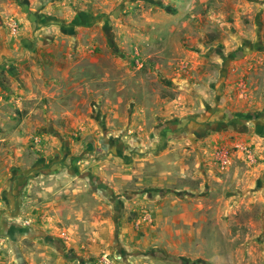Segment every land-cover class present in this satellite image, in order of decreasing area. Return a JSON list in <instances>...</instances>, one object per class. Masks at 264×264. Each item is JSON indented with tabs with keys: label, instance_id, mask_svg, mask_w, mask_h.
<instances>
[{
	"label": "rangeland",
	"instance_id": "1",
	"mask_svg": "<svg viewBox=\"0 0 264 264\" xmlns=\"http://www.w3.org/2000/svg\"><path fill=\"white\" fill-rule=\"evenodd\" d=\"M218 1H226V6H246L248 1L262 4L253 5L247 11L240 7L239 14L235 10L233 14L228 12L231 18L226 21L229 22L224 31L218 27L204 32L218 53L228 50L222 39L240 37L245 42L239 48L248 50L247 54L237 58L231 76L227 73L226 84L232 86L233 91L226 107L232 115H240L234 119L251 122L254 128V124L264 123V0H214L210 6ZM146 2L71 0L70 7L74 11L89 6L98 15L100 9L106 8L100 16L107 22L102 27L103 33L109 41L114 36L118 38L120 28L123 43L107 47L106 58L88 61L89 83L76 80L73 84H63L60 92L66 96L75 120L46 121L40 126L35 122L25 132L21 131L19 138L9 141L10 150L0 154V217H3L0 219V264H209L197 257L199 252H195L193 242L183 247L179 245L183 239L177 234L163 235L164 241L155 243L156 248L144 249L140 242L144 234L136 227L141 226L146 207L141 209L142 205L129 203L137 199L138 193L146 194V187L137 185L140 177H156L157 174L152 171L143 174L135 160L118 159L119 150L115 149L113 139L103 132V129L124 130L131 125L134 128L146 126L149 132L158 129L156 118L159 117L148 114L133 119L135 105L131 94L145 92L139 87L143 75L171 67L167 64L168 58L163 63L161 56L163 50L166 54H177L178 26H174L175 34L165 46H161V41L151 46L148 32L156 35L160 27L152 30L147 24L152 18H162L153 14L157 9L146 6ZM32 3L33 0H0V28H6L8 21H17L23 16L30 22V15L36 13ZM160 7L165 16L173 11V6ZM172 18L175 22L182 19ZM120 21L125 27H118ZM217 39L221 42L215 43ZM14 40L21 45V38ZM120 54L127 58L125 62L119 58ZM204 62L206 71L211 64ZM214 65V69L220 66L219 63ZM161 78L165 76L161 75L154 82L158 89L165 83ZM161 95L164 99L174 97L175 93L163 89ZM48 103L43 99L38 106L44 108ZM56 108L64 109L59 104ZM102 110L104 117L98 115ZM135 122L138 125L135 126ZM253 141L249 146L254 150L256 162L248 163L237 154L231 168L250 171L257 168L256 174L247 173L246 178L254 181L253 186H258V181L261 183L258 192L264 197V135L253 137ZM64 161L63 166L58 165ZM166 166V163L160 165ZM174 172L171 181L178 180ZM175 186L169 188L173 191L171 197L178 201L181 196ZM253 188L248 193L250 197L255 192ZM250 200L240 203L233 217L227 218L226 221L231 222L228 228L217 223L219 241L244 247L229 253L230 264H264V201L260 197L253 202ZM22 239L25 244L19 241ZM160 253L164 258L159 257Z\"/></svg>",
	"mask_w": 264,
	"mask_h": 264
},
{
	"label": "crops",
	"instance_id": "2",
	"mask_svg": "<svg viewBox=\"0 0 264 264\" xmlns=\"http://www.w3.org/2000/svg\"><path fill=\"white\" fill-rule=\"evenodd\" d=\"M146 1V6L157 9L152 13L162 18H152L147 24L152 30L160 27L156 35L148 32L151 46L158 41L165 46L175 34L174 26H178L177 54H166L163 50L161 56L163 63L168 58L167 64L171 67L143 75L139 87L145 92L139 90L137 94H131V102L135 105L133 119L148 114L159 117L156 118L158 129L149 132L146 126L134 128L131 125L124 130L103 129V132L113 139L115 149L119 150L118 159L135 160L143 174L150 171L157 174L156 177H140L137 185L146 187V194L138 193L135 202L129 203L140 204L141 209L146 207L140 221L143 222L136 227L144 234L140 241L144 249L156 248L155 243L164 241L163 235L177 234L183 239L179 242L182 247L194 243L198 258L209 264H230L231 252L241 251L244 247L219 241L217 223L228 228L231 222L226 220L233 217L240 203L250 199L253 202L259 197L264 201V197L258 192L261 183L258 181L259 185L253 186L254 181L246 178L247 173L256 174L257 168L250 171L229 167L221 171L213 163L212 154L217 147L231 150L245 143L253 145V137L264 135V123L254 124L252 128L251 122H238L234 116L240 115L227 112V101L231 100L229 96L233 91V87L226 84L227 73L231 76L237 58L247 54L248 50L239 48L245 42L240 37L222 39L228 50L218 53L204 32L218 27L224 31L234 10L239 14L240 7L247 11L253 5L262 4L248 1L246 6H226V1H218L210 6L214 0ZM70 4L71 0H33L31 6L36 13L30 15V22L23 16L17 19L18 22L8 21L6 28H0V154L10 150L9 141L19 138L21 131L25 132L35 122L40 126L46 121L75 120L76 115L60 90L76 80L89 83L88 61L106 58L107 47L113 48L112 43L118 45L123 40L120 28L118 38L114 36L109 41L103 33L102 27L107 22L100 16L106 8L96 15L89 6L74 11ZM160 6H173V11L165 16ZM174 16L182 19L175 22ZM120 23L118 27H125ZM17 37L22 39L21 45L15 42ZM218 42L221 40L215 41ZM119 58L123 62L127 60L122 54ZM200 59L211 64V68L204 71L207 64ZM218 63L220 66L214 69L212 64ZM161 75L165 76L161 78L165 83L158 89L154 82ZM163 89L175 93L174 97L163 99ZM43 99L49 103L39 108ZM58 104L64 109H57ZM104 114L102 110L98 115L104 117ZM114 116L118 117V113ZM165 163V168L160 167ZM173 172L178 175L177 181H171ZM174 184L181 196L178 201L171 197L173 191L169 187ZM251 187L255 191L252 197L248 194ZM19 241L25 244V239Z\"/></svg>",
	"mask_w": 264,
	"mask_h": 264
},
{
	"label": "built area",
	"instance_id": "3",
	"mask_svg": "<svg viewBox=\"0 0 264 264\" xmlns=\"http://www.w3.org/2000/svg\"><path fill=\"white\" fill-rule=\"evenodd\" d=\"M13 29L15 31L16 28ZM237 154H241L242 157L245 158L244 160L249 163L256 162L255 153L252 147L249 145H243L237 146L231 150L222 147L215 148L212 154L213 163L219 170L225 171L231 167Z\"/></svg>",
	"mask_w": 264,
	"mask_h": 264
},
{
	"label": "flooded vegetation",
	"instance_id": "4",
	"mask_svg": "<svg viewBox=\"0 0 264 264\" xmlns=\"http://www.w3.org/2000/svg\"><path fill=\"white\" fill-rule=\"evenodd\" d=\"M64 163H65V161L64 162H60L58 165L59 166H63Z\"/></svg>",
	"mask_w": 264,
	"mask_h": 264
},
{
	"label": "water",
	"instance_id": "5",
	"mask_svg": "<svg viewBox=\"0 0 264 264\" xmlns=\"http://www.w3.org/2000/svg\"><path fill=\"white\" fill-rule=\"evenodd\" d=\"M159 257H160V258H164V256H163L161 253L159 254Z\"/></svg>",
	"mask_w": 264,
	"mask_h": 264
}]
</instances>
